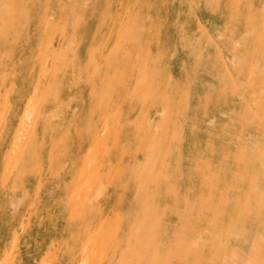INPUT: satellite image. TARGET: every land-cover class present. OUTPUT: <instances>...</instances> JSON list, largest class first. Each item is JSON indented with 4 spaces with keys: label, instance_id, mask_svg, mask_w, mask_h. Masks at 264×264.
Instances as JSON below:
<instances>
[{
    "label": "rangeland",
    "instance_id": "rangeland-1",
    "mask_svg": "<svg viewBox=\"0 0 264 264\" xmlns=\"http://www.w3.org/2000/svg\"><path fill=\"white\" fill-rule=\"evenodd\" d=\"M40 78L31 113L47 122L13 172ZM3 81L0 251L13 264H67L96 199L121 204L98 250L117 219L129 232L114 264H264V0H0ZM75 167L82 185L63 198ZM113 170L133 175L129 193L96 184Z\"/></svg>",
    "mask_w": 264,
    "mask_h": 264
},
{
    "label": "bare ground",
    "instance_id": "bare-ground-1",
    "mask_svg": "<svg viewBox=\"0 0 264 264\" xmlns=\"http://www.w3.org/2000/svg\"><path fill=\"white\" fill-rule=\"evenodd\" d=\"M48 81H49V78L38 79L37 82L35 83V85L32 87V90H29V92L27 94H25V97L28 99H27V102L25 105L24 114L19 121V128L20 127L22 128V126H24L25 124L28 123L29 129H28L27 138H26L27 140H25L26 142L24 141L25 143L23 142L21 144L11 145L10 151L7 154V158H8V156H10V157L12 155L14 156V154L15 155L18 154L19 158H18V155H16L17 157H15V158L16 159L18 158L17 164H15L16 161L15 162L11 161L12 164L14 162L15 166L14 165L13 166L15 169L11 167L10 171L13 169L12 171L14 172L16 170H19V168H21V166L23 165V162L26 160V157L28 155L26 150H27V146L29 145V142H31L35 138H37V134L39 132L40 122L42 120L47 122V120L45 119L47 117L46 111H39L38 114L35 112L37 115H35V113H34V115H35L34 116L31 113V107H32L33 102L36 101L37 96L39 94L43 95L41 97V99L43 101L45 100L44 95H45L46 88L48 87V84H49ZM10 87H11L10 89L8 88L9 91H6V93H7L6 103L4 102L7 105V113H6L5 121L8 119L9 112L12 109L11 106H13L11 103L12 95L15 94L14 93L15 92L14 91L15 90V84L11 83ZM4 89H6V82L5 81H3V83L0 86V100L2 99L1 94H2V91ZM1 107H2V105L0 104V108ZM1 116L3 119V115H1ZM41 116L43 117V119L41 118ZM106 121H105L106 122L105 125L108 126L109 125L108 124L109 119H107ZM1 125H2V122L0 123V126ZM104 126H102V125L98 126L97 125V127L90 133V135L83 138L84 143L86 145L91 143L97 137L99 132L104 129ZM19 128L17 130V133L13 137L14 140H16V139L20 140L18 137H20V132H21L20 129L21 128L20 129ZM117 139H118V137L115 134V138H114V140H116L115 144L117 142ZM82 148L83 147H82V143H81L78 145L76 150L79 151V150H82ZM30 154H31V152H30ZM28 158H29V156H28ZM10 159H9V161H10ZM23 159H24V161H23ZM6 166H8V164ZM9 166H11V164ZM76 167L73 169V172L69 175V179L65 182L64 186L62 187V191L61 192L59 191V193H58V194L61 193L63 198H67L70 195L71 191L74 192L76 189H79L82 185L83 175L81 176V178H80V176L78 177V169ZM6 170L8 171V169H6ZM47 173H49V171H47L44 174H43V172L41 174L38 171L35 174V176H36L35 178H38L44 185L47 183L48 180L50 181L49 174H47ZM132 178H133V175L130 173H120L119 171L115 172V170H113V172L111 174H109L107 177L99 178L97 180L96 184L105 183V184H107L106 188H105L106 193L110 190V192H112V194H117L119 191L118 186L119 185L122 186V183H125V186L126 187L128 186V188H126L127 193H129L130 188H131V185L129 186V184H130L129 182L132 180ZM126 190L124 189V191H126ZM124 191H123V195H124ZM131 191L136 192L135 188ZM45 197H50V196L40 195V196H34L33 198L30 197L29 199H33L34 201L41 199V201H44L46 199ZM120 205L121 204L116 203V202H114V203L112 202L109 205H101L99 203V199H96L95 202H91L89 210L86 207H84L82 209V216L89 213L90 211H92V213L89 214L90 215V220H89L90 224L83 230L84 234L82 236L78 237V240L76 241L75 245L71 248L70 253H69L70 258H69L67 264H91V263H93V261L95 262V264H114V260L117 256V254L119 253V249L123 245L122 243L126 240V237L129 236V232L126 233V231L123 228L122 221L120 219H117V222H116V223H119V226L114 225L115 227L112 229V233H113L114 238L112 239V241L109 245V248L107 250H98V248L100 246L99 244H101L105 240V239H103V241H102L100 239H102V236L107 233L106 227L108 224H110V221H109V219L111 220L110 215L114 214L116 211V208L119 207ZM64 213H65V211L63 212V215H65ZM106 217L109 219H105ZM19 237H20V235H18V238ZM103 237L105 238V236H103ZM18 238H17V240H19ZM132 240H134V239H131V241ZM99 241H100V243H99ZM128 244L129 245L131 244L130 238H129ZM97 245H98V248H97ZM0 248L2 249V247H0ZM46 248L47 247H45V249ZM17 257L13 254V251L1 250L0 251V264H13V262L15 261V259ZM21 258H20L19 264H23V261H26V260H23Z\"/></svg>",
    "mask_w": 264,
    "mask_h": 264
}]
</instances>
